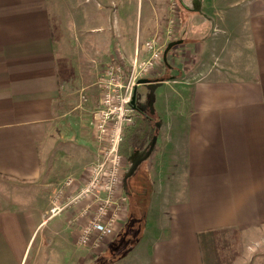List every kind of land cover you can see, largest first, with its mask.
<instances>
[{
	"label": "crops",
	"instance_id": "0c3cea01",
	"mask_svg": "<svg viewBox=\"0 0 264 264\" xmlns=\"http://www.w3.org/2000/svg\"><path fill=\"white\" fill-rule=\"evenodd\" d=\"M176 2L194 13L179 39L194 63L166 64L134 88L136 110L147 103L156 117L152 193L142 235L118 264H205L201 234L235 230L241 242L264 230V0ZM143 3L0 0V264H112L139 227L126 211L93 251L77 243L79 207L46 216L55 193L73 196L99 158L101 83L107 65L122 63L119 50L131 58L140 33L125 27ZM52 181L62 184L50 194Z\"/></svg>",
	"mask_w": 264,
	"mask_h": 264
},
{
	"label": "built area",
	"instance_id": "2783aa9c",
	"mask_svg": "<svg viewBox=\"0 0 264 264\" xmlns=\"http://www.w3.org/2000/svg\"><path fill=\"white\" fill-rule=\"evenodd\" d=\"M145 50L149 57L139 68H136V63L131 71H126L120 63L106 66L105 78L101 83V103L94 122L99 158L90 166L87 181L73 196L60 201L62 191L55 193L46 216V219H52L72 206L79 207L75 219L84 223L77 243L93 251H98L114 238L127 210V194L123 186L127 159L120 155L119 146L124 128L134 121L132 94L140 82L138 77L151 72L163 57L153 42H147ZM72 183V179H67L64 185L68 187Z\"/></svg>",
	"mask_w": 264,
	"mask_h": 264
},
{
	"label": "rangeland",
	"instance_id": "374dc122",
	"mask_svg": "<svg viewBox=\"0 0 264 264\" xmlns=\"http://www.w3.org/2000/svg\"><path fill=\"white\" fill-rule=\"evenodd\" d=\"M81 1L84 7L94 4V0H87V1L81 0ZM143 1H144L143 10L142 11L139 10L138 13H133L132 20L128 21L127 26L125 27L126 29H128L127 34L136 36L139 35L140 33V36L135 37L134 39L135 41L132 49L131 58L129 60H125V55H123L120 52V50L118 51V54L115 56L116 59L122 62L121 64L124 67V69L125 70L128 69V71H131V67H133L132 65L134 63H136V68H139L148 59L149 55L145 50V44L147 42H153L155 48L159 52L163 53L165 48L170 42L178 41L185 34L183 27L181 25L182 20H184L187 17V14L189 15L194 14L191 9L185 6H180V12H179V7L177 5L176 0H161V1L152 0L156 7L154 8V11L148 15V18L151 19L146 20L145 7H147V4L150 3L151 0H143ZM115 47L117 49L120 48L118 45H115ZM180 51L183 52L184 56L183 55L181 56L177 53V52L180 53ZM185 51L186 49L184 46L183 48L182 47L180 48L179 45L173 46L168 52L170 56L168 54V59L166 60V62L163 60L162 57V59H160V62H158V64L154 66L151 72L143 73L138 78L155 79V77L157 78V74L159 72L161 73L162 76L163 74H165V71H167L166 64L170 66L178 67V69L180 68L179 71L181 72H184V70L186 69H190V67L194 63V60L193 58L192 59L187 58V54L185 53ZM149 107L152 108L151 103L149 104ZM145 108L146 111L144 112V114L149 116L154 127L156 117L150 116L148 114L147 103L145 104ZM153 127H152V131H153ZM131 157L133 158L134 155ZM128 159L124 169V173H126L127 170L130 168L132 160L134 158L131 160ZM148 161H149L148 158L145 161H143L138 166L134 174L130 176L127 180L128 205L126 211L131 210L133 214V220L134 218L135 220L137 219L138 223L140 222V225L139 227L136 226V228H134L133 231L130 234H128L129 236L127 235L126 239L128 240L127 241L128 245H126V247L122 249L127 248L132 241L139 239V237L142 235L143 232V228H142L143 223L141 222H144V217H145L144 213L150 201L151 198L150 196L152 193L151 183L149 178L147 177ZM55 178H57V175H55ZM60 183L58 181H52L51 183L52 185L49 186L50 194H52L55 189H58V187L62 184ZM128 229H130V226L128 227ZM118 256L116 255L114 256V261L112 264H118L119 262ZM232 264H264V230L259 231L258 233L255 234L251 233L249 235L248 234L244 235L241 242L239 238V244L237 247V257L232 262Z\"/></svg>",
	"mask_w": 264,
	"mask_h": 264
},
{
	"label": "trees",
	"instance_id": "16d2710c",
	"mask_svg": "<svg viewBox=\"0 0 264 264\" xmlns=\"http://www.w3.org/2000/svg\"><path fill=\"white\" fill-rule=\"evenodd\" d=\"M152 127L153 124L149 116L135 110L133 123L123 130V137L119 146L120 155L128 159L135 154L146 153L150 141L155 137ZM127 191L128 189L126 188V194H128ZM200 242L205 264H232L237 257L239 233L235 230L209 231L200 235ZM123 243L121 241L116 246L111 259L112 263L115 255L118 256L120 253L118 256V260H120L128 252L130 247L122 249L128 245Z\"/></svg>",
	"mask_w": 264,
	"mask_h": 264
},
{
	"label": "water",
	"instance_id": "95a60500",
	"mask_svg": "<svg viewBox=\"0 0 264 264\" xmlns=\"http://www.w3.org/2000/svg\"><path fill=\"white\" fill-rule=\"evenodd\" d=\"M182 41L181 40H178V41H174V42H170L167 47L165 48L164 52H163V60L166 62L167 60V54L169 52V50L175 46V45H179L181 44ZM149 81L147 80H140L139 83H148ZM132 103L133 105L135 106V98H133L132 100ZM136 109V108H135ZM152 109H151V113H152ZM155 141H156V137H153L152 140L150 141L149 143V148L148 150L146 151V153H141V154H138L136 156V158L134 160H132V163H131V166L130 168L127 170V172L124 174L123 176V186H124V189L126 190L127 188V180L130 176H132L134 174V172L137 170L138 166L143 162L145 161L149 156L150 154L152 153L153 151V148H154V145H155ZM131 158V157H130ZM129 158V159H130Z\"/></svg>",
	"mask_w": 264,
	"mask_h": 264
},
{
	"label": "flooded vegetation",
	"instance_id": "af4514ba",
	"mask_svg": "<svg viewBox=\"0 0 264 264\" xmlns=\"http://www.w3.org/2000/svg\"><path fill=\"white\" fill-rule=\"evenodd\" d=\"M137 155H138V154H135L133 158L135 159ZM133 158H132V159H133ZM134 159H133V160H134Z\"/></svg>",
	"mask_w": 264,
	"mask_h": 264
}]
</instances>
